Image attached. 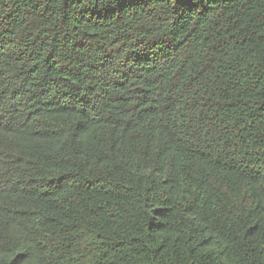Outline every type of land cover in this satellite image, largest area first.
Wrapping results in <instances>:
<instances>
[{"label":"trees","instance_id":"16d2710c","mask_svg":"<svg viewBox=\"0 0 264 264\" xmlns=\"http://www.w3.org/2000/svg\"><path fill=\"white\" fill-rule=\"evenodd\" d=\"M0 264H264V0H0Z\"/></svg>","mask_w":264,"mask_h":264}]
</instances>
